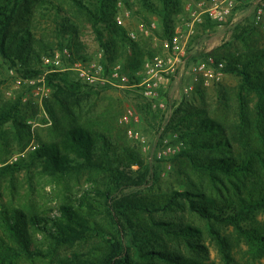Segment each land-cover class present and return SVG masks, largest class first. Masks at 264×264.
Returning a JSON list of instances; mask_svg holds the SVG:
<instances>
[{"label": "trees", "instance_id": "16d2710c", "mask_svg": "<svg viewBox=\"0 0 264 264\" xmlns=\"http://www.w3.org/2000/svg\"><path fill=\"white\" fill-rule=\"evenodd\" d=\"M62 1L69 3V12L54 0H0L1 64L22 79H35L45 74L42 59L66 46L73 60L86 63L90 57L83 36L90 32L107 71L106 61L114 63L127 48L134 51L128 62L136 71L146 57L159 54L118 24L119 2L141 22L149 24L155 18L156 33L167 39L174 36L175 19L184 15L185 4V0ZM217 24L207 19L203 27L213 29ZM218 61L225 62L226 73L240 78L234 94L237 110L228 122L195 101L176 110L170 127L185 147L170 160L185 189L170 191L153 188V167L120 124L122 104L117 98L104 100L109 86L90 85L70 73L46 74L52 94L45 108L60 140L43 142L28 159L1 166L0 182L9 178L13 183L17 174L40 167L41 175L63 188L83 177L89 186L51 214L2 204L0 264L37 259L50 264H205L208 249L201 242V230L176 217L186 210L208 227L227 262L233 260L227 253L229 241L215 227H233L253 256H264V227L247 225L264 211V49L248 48ZM202 91L197 88L195 93L200 96ZM134 94L145 101L142 110L151 107L137 91ZM21 104L19 97L0 106V131L8 123L25 126L20 121ZM183 247L195 258L186 256Z\"/></svg>", "mask_w": 264, "mask_h": 264}, {"label": "rangeland", "instance_id": "374dc122", "mask_svg": "<svg viewBox=\"0 0 264 264\" xmlns=\"http://www.w3.org/2000/svg\"><path fill=\"white\" fill-rule=\"evenodd\" d=\"M54 1L67 12L70 11L68 2ZM118 7L120 8L118 17L123 19L122 25L127 28L129 35L135 33L136 39L137 37L138 39L134 40L143 42V45L146 44V49L154 54L169 59L170 55L165 48V44L169 39L160 37V34L156 33L155 30L146 35L139 29L141 19L126 8L122 2H119ZM261 7L263 13L259 15L258 10ZM126 10L131 11L130 17H125L124 12ZM195 11L196 0H185L184 15L175 19L173 35L180 33L185 37H189L187 44V56L189 55V58L186 56V64L180 62L176 64V71L171 74L170 80L161 89L162 99L166 102L165 109L154 108L151 105V107H146V110H142L146 103L134 94L136 90L98 84L99 87H110L107 93L103 94L104 100L117 98L123 106L124 115L127 114L128 110H132L134 113V118L129 122L120 124L145 139V143H143L135 136H130L128 131L130 143L141 149L147 162L153 167L156 173L153 188L159 191L185 189V181L177 173V165L170 160L175 155L165 158L158 157L161 150L176 147L179 142H182L179 141L177 134L172 132L174 130L170 127L173 119L177 116L176 110L195 104V101L198 106L205 107L212 116L224 122L232 121L237 110L234 94L240 83L238 76L223 71L219 81L206 83L201 78L198 82H195L192 72L193 67L206 62L209 58L217 62V58L228 54L242 53L248 48L264 49V0H237L232 16L224 23H218L213 29L208 28L205 30L203 24L207 18L202 16L201 21H196ZM150 20L157 23L156 29L158 30L157 20L155 18H150ZM188 24L193 25L192 33H190L191 28ZM83 40L86 43L90 57V61L86 63L102 64L106 68L102 63L103 54L93 34L86 32ZM64 49L69 51L67 46L63 49L58 48L49 57H54L58 53L62 54ZM133 53L132 48H127L126 54L118 56L114 63L106 61V64L110 69L120 66L122 72L129 77L131 84H139L143 80L145 63L150 57H146L145 63L135 71L128 62ZM74 62L76 61L72 59L71 54L70 59H63L61 69H69ZM219 62L224 63L225 66L224 61ZM41 69L43 72L47 70L43 65V59ZM58 72L70 73L72 78L82 82L78 73L73 70ZM106 72L108 71L106 70ZM45 75L43 73L35 79L25 80L14 69H8L7 66L0 63V106L5 102L15 101L21 97L20 121L22 125H25L22 127L8 123L0 131V167L14 164L21 159H28V155L34 152L43 142L60 140V134L55 131L53 121L45 108V102L50 99L52 94L51 88L45 82ZM131 75L137 77V81L133 80L132 82ZM190 87L192 90L187 93L186 89ZM197 88L203 90L202 95H200L202 97L195 93ZM136 117L138 121H135ZM194 180L196 183H201L198 178H194ZM69 183L67 188L58 186L47 176L41 175L40 167L34 168L32 173L23 171L17 174L13 183L9 178H5L0 182V209L2 204H8L16 208H22L26 212L38 210L51 214L50 211L56 209L59 204L74 201L89 186L84 177L79 181H70ZM203 186L209 191L205 181ZM176 217L184 223L193 224L201 230V242L208 249V255L204 260L205 264H264V256H253L248 251V246L239 240L233 227H215L219 230L221 236L229 241L230 249H227V253L233 260L227 262L222 249L203 221L188 210L179 213ZM249 224L253 228L264 227V211L257 213L247 225ZM73 250L75 249H69V252ZM182 252L188 257L195 258V255L188 252L185 247H183ZM18 264H50V261L47 259H37L34 262L21 260Z\"/></svg>", "mask_w": 264, "mask_h": 264}, {"label": "built area", "instance_id": "2783aa9c", "mask_svg": "<svg viewBox=\"0 0 264 264\" xmlns=\"http://www.w3.org/2000/svg\"><path fill=\"white\" fill-rule=\"evenodd\" d=\"M237 0H196L195 20L201 21V17L216 22L224 23L229 17L232 16L233 11L236 8ZM263 13V8H259L258 14ZM131 11L126 10L124 12L125 17L131 16ZM118 24H123L121 17L117 18ZM191 28L190 33L193 32V25H189ZM157 28L156 22L145 23L140 22L139 29L146 35L151 34L153 30ZM132 39H136L135 33H130ZM188 38L180 33H176L171 39H169L165 48L167 49L170 58L166 59L162 55H155L148 59L145 63L143 80L139 84H131L129 77L122 72L120 66L111 68L106 72L102 64H90L81 61H76L69 69H61L63 59H70L71 54L68 49H64L62 54L58 53L54 57H44L43 65L47 69L45 74H50L57 71L73 70L78 73V76L82 82L90 85H111L122 89H134L144 99L152 104L154 108L165 109L166 102L162 99L161 89L163 85L170 80L171 74L176 71V64H186L187 56V44ZM224 63L216 62L214 59L209 58L206 62H202L193 67L194 81L198 82L203 78L206 83L210 81H219L223 75ZM192 88L186 89L189 93ZM134 118L132 110H128L127 114L123 116L120 123H127ZM135 121H138L137 117ZM130 136H135L143 143L145 139L129 131ZM184 148V143L179 142L176 147H168L161 150L158 153L159 158H165L168 156L176 155Z\"/></svg>", "mask_w": 264, "mask_h": 264}]
</instances>
